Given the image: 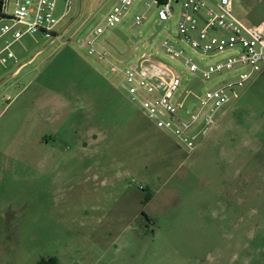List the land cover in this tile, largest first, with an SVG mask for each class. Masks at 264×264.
I'll return each mask as SVG.
<instances>
[{
    "label": "rangeland",
    "instance_id": "374dc122",
    "mask_svg": "<svg viewBox=\"0 0 264 264\" xmlns=\"http://www.w3.org/2000/svg\"><path fill=\"white\" fill-rule=\"evenodd\" d=\"M116 2L70 0L54 37L25 35L12 46L16 64L0 67V264L81 251L69 241L90 233L91 219L134 224L157 245L187 252L189 264H264V71L230 104L238 109L226 111L227 123L187 153L81 46ZM173 8L165 21L152 8L132 25L137 0L103 38L117 60L146 68L160 60L180 90L191 78L160 48L162 39L181 45ZM232 13L264 30V0H232Z\"/></svg>",
    "mask_w": 264,
    "mask_h": 264
},
{
    "label": "built area",
    "instance_id": "2783aa9c",
    "mask_svg": "<svg viewBox=\"0 0 264 264\" xmlns=\"http://www.w3.org/2000/svg\"><path fill=\"white\" fill-rule=\"evenodd\" d=\"M58 1L0 0V67L16 64L12 46L25 35H56L55 28L70 0H63L62 11L55 16ZM136 1L117 0L101 23L82 39L81 46L106 65L110 81L126 93L155 128L169 133L181 149L190 153L199 144L197 139L216 126L224 108L238 99L264 64V30L234 16L232 0H142V12L133 16L132 25L142 24L152 8L157 18L165 21L173 15V4L180 5L176 40L181 45L167 39L160 42L163 54L191 78L190 86L179 90V77L160 60L153 58L148 68L145 63H125L113 57L106 46L108 42L103 37L122 21ZM161 25L157 34L163 29ZM222 53L228 55L200 62ZM222 74L228 76L218 79ZM202 82L211 84L195 92Z\"/></svg>",
    "mask_w": 264,
    "mask_h": 264
},
{
    "label": "crops",
    "instance_id": "0c3cea01",
    "mask_svg": "<svg viewBox=\"0 0 264 264\" xmlns=\"http://www.w3.org/2000/svg\"><path fill=\"white\" fill-rule=\"evenodd\" d=\"M262 71H264V64L261 65L259 72ZM257 74L252 78L251 83H255V80L261 77ZM241 94L242 92L237 100L242 97ZM230 104L224 108L216 126L200 138L199 143L222 124L227 123L226 114L229 112L226 113V111L230 108L238 109ZM86 226L90 228V233L85 236H73L69 241L70 247L74 244L76 248L81 249L77 246L78 244L83 246V250L77 251L74 248L69 250L68 257L64 253L62 255L55 253L41 256L40 259H52L51 264H189L187 252L179 247L171 249L165 244L157 245L156 237L142 235L140 228L138 226L136 228L134 224L125 225L118 219L104 221L91 219L87 221ZM159 238L161 243L169 241L170 237ZM65 258H67L66 261H64Z\"/></svg>",
    "mask_w": 264,
    "mask_h": 264
},
{
    "label": "water",
    "instance_id": "95a60500",
    "mask_svg": "<svg viewBox=\"0 0 264 264\" xmlns=\"http://www.w3.org/2000/svg\"><path fill=\"white\" fill-rule=\"evenodd\" d=\"M162 25L160 24H156L153 26V32L149 35V37L147 38V43H151L152 39L156 36L157 32L161 29ZM138 40V38H135L134 41L136 42Z\"/></svg>",
    "mask_w": 264,
    "mask_h": 264
},
{
    "label": "trees",
    "instance_id": "16d2710c",
    "mask_svg": "<svg viewBox=\"0 0 264 264\" xmlns=\"http://www.w3.org/2000/svg\"><path fill=\"white\" fill-rule=\"evenodd\" d=\"M149 197V195L146 197V199ZM53 261L52 259H40L36 264H51L50 262Z\"/></svg>",
    "mask_w": 264,
    "mask_h": 264
}]
</instances>
